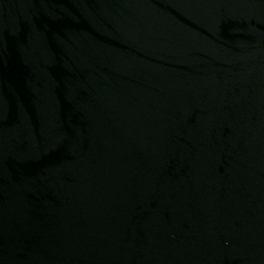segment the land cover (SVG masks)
<instances>
[{"label": "water", "instance_id": "water-1", "mask_svg": "<svg viewBox=\"0 0 264 264\" xmlns=\"http://www.w3.org/2000/svg\"><path fill=\"white\" fill-rule=\"evenodd\" d=\"M0 264H264V0H0Z\"/></svg>", "mask_w": 264, "mask_h": 264}]
</instances>
